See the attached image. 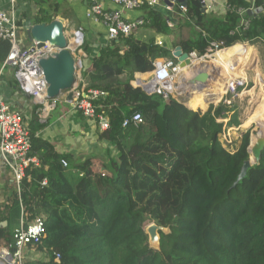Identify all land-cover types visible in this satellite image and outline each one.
I'll return each mask as SVG.
<instances>
[{"label":"trees","instance_id":"16d2710c","mask_svg":"<svg viewBox=\"0 0 264 264\" xmlns=\"http://www.w3.org/2000/svg\"><path fill=\"white\" fill-rule=\"evenodd\" d=\"M34 1L40 6L34 23L54 21L56 13L46 12L43 4L54 2L56 12L60 3ZM186 3L184 18L202 32L180 43L184 51L203 56L236 44H264L259 32L264 13L249 16L248 0H227L223 16L202 14L200 0ZM256 4L264 6L263 0ZM143 9L146 27L170 32L169 19L159 9ZM175 12H182L180 5ZM9 49L8 42L0 43V64ZM88 49L85 40L81 50L88 55ZM100 53L82 77L86 89L105 93L92 104L97 121L102 116L109 123L108 129L97 130L98 140L109 148L104 155L78 158L58 152L40 136L47 123L40 121L41 110L33 109L30 155L38 164L25 171L20 190L13 182L4 193L0 247L14 238L22 221L42 217L45 235L28 247L44 258L24 264H264V151L261 162L233 186L251 156L250 131L224 146V131L240 122L236 112L226 125L218 119L235 110L222 102L205 113L193 111L172 95L133 86L136 74L153 72L158 59L177 61L173 49L155 39L120 35ZM136 112L144 122L124 126ZM152 222L170 228L169 234L160 232V250L149 246L144 231Z\"/></svg>","mask_w":264,"mask_h":264},{"label":"built area","instance_id":"2783aa9c","mask_svg":"<svg viewBox=\"0 0 264 264\" xmlns=\"http://www.w3.org/2000/svg\"><path fill=\"white\" fill-rule=\"evenodd\" d=\"M10 1L12 5H14L16 2L22 0ZM200 1L207 6L209 0ZM112 2L118 9L107 10L104 6V0H89L90 6L87 11L88 18L96 23L102 22L104 24L106 28V39L109 43L118 39L120 35L129 36L135 34L138 27L144 24V20H126L123 17L124 10L134 11L145 7L157 8L161 5V0H112ZM254 5L255 4H253V6ZM180 8L183 13L187 12L186 6L180 5ZM238 11L242 16L246 13L243 9H239ZM241 24L246 27L249 21L243 19ZM19 30L20 26L15 9H0V43L8 42L10 45L6 59L0 64V161L12 174L13 182L16 184L18 190H20L25 171L31 164L37 165L38 160L36 157L30 155L32 139L26 112L14 108L11 103L6 100L2 92L1 83L5 70L8 67L13 69L19 92L29 97L31 110H33V106H36V108H38L37 110H41L42 116L45 119L51 110L55 108L57 102V100L46 99L48 84L39 65V60L41 58H48L55 48L48 43L41 48L35 47L33 50L32 46L24 47L20 44ZM66 34L70 40L71 34L68 30H66ZM74 39L77 40V46L72 49L78 61L80 72L76 87L80 88L82 93H78L77 99L74 101L72 98L71 102L86 118L95 120L100 130L108 129L109 123L105 118L99 116L97 121V116L92 104V100L99 96H103L105 93L97 89H86L87 85L83 81L82 72L85 70L83 61L81 60L82 56L85 55L81 50L85 42L83 31L76 30L74 32ZM190 54L193 60L199 57L196 51L190 52ZM180 71L177 61L173 59H163L162 62L159 61L155 63L152 79L146 84L143 83V85H149L151 83L155 85L151 94L158 93L167 98L169 95L173 96L175 92L178 96H181L182 92L179 90V84L173 82V91L168 86V83L173 81L176 74ZM138 85L140 86L142 83ZM143 122L144 118L142 114L136 112L125 120L124 126L133 124L135 127H138ZM62 162L64 166H67V160H63ZM43 184H46V180ZM44 235L45 225L42 217H38L28 224L22 221L14 238L2 244L0 257L7 258L5 259L6 264H24V253L28 245L39 240Z\"/></svg>","mask_w":264,"mask_h":264},{"label":"crops","instance_id":"0c3cea01","mask_svg":"<svg viewBox=\"0 0 264 264\" xmlns=\"http://www.w3.org/2000/svg\"><path fill=\"white\" fill-rule=\"evenodd\" d=\"M57 1L58 3H60L58 11L49 12L46 9V12H49L50 14L56 13V17H60L59 15L61 13H64L65 15H63L67 16V18L64 17L66 23L70 25L68 22L69 17L71 18V23L73 24V26L74 23L72 18L74 16H78L79 24L77 25V27H75V29L83 31L86 41L89 44L88 55L85 54L84 56L87 57L86 68L91 69L93 57L98 55L102 46L109 43L106 39V33L104 29L102 31V28H105V26L102 22L96 23L92 19L87 17V11L90 6L89 0H63V3H61L59 0ZM248 1L250 2V8L253 7L252 9H254L258 7L256 4L257 0ZM253 4L255 5L253 6ZM43 5L46 8V4ZM179 5L180 4H176L173 8H171L161 1V5L157 7L162 12V14L169 19L170 32L168 34L158 33L154 29L146 27L147 12L145 9L136 11L124 10L123 17L129 21L144 20V24L138 27L134 34L137 38L143 41L155 39L158 44L169 46L174 50V48L176 46H179L183 40L190 39H183L179 42V44H175L174 47L172 45L174 43L175 37L173 28L177 27V25H179V22L181 23V19L179 16L180 12H175V8ZM104 6L107 10L118 9V7L112 2V0H104ZM259 7H263V11L261 13H264V6L260 5ZM12 8L15 9L18 22H21V25H19L20 44L24 47H30L32 45L27 36L26 27L30 22H35V18L39 14L40 6L34 0H22L16 2L14 5H12L10 0H0V9L11 10ZM228 11L229 8L227 5V0H209L206 9L202 8V14L207 15L213 14L217 16H223L227 14ZM80 16H84L89 20V23L91 24H88V27H84L80 20ZM183 19V22L185 23H182V25H186V29L193 28V30L195 31V37L191 38L194 39L201 35V27L198 26L194 20H187L186 18ZM97 24L102 28H96L95 25ZM259 32L264 35L263 28H260ZM76 45L77 41L71 42V48L76 47ZM81 60L83 61V58ZM159 61L162 62L163 58L160 60L158 59V62ZM152 77L153 72L137 73L136 79L134 80L135 82L133 81L132 85L138 87V84L140 83L146 84L152 79ZM171 83L172 81L169 83V85ZM1 89L6 100L11 103L14 108L24 110L27 114V120H29L30 114L33 111L31 110V102L28 96L23 95L19 92L13 74V69L7 68L5 70L3 81L1 83ZM78 93H82V90L75 87L73 91L74 101L77 99ZM40 121L47 123L46 127L40 132V136L52 142L60 153H70L75 158H78L85 157L91 154L104 155L105 153H98V151L100 152V146H102V148H105L104 150H107L109 148V144L107 141L98 140V126L96 121L86 118L81 111L77 110L68 95H64L57 100L55 108L51 110L46 119L42 116L41 112ZM11 184H13L12 174L0 161V202L5 200V194L9 190Z\"/></svg>","mask_w":264,"mask_h":264},{"label":"water","instance_id":"95a60500","mask_svg":"<svg viewBox=\"0 0 264 264\" xmlns=\"http://www.w3.org/2000/svg\"><path fill=\"white\" fill-rule=\"evenodd\" d=\"M171 8L176 4L187 6L186 0H161ZM203 9L206 6L202 4ZM263 11V7L249 9V16H255ZM27 36L32 45V50L37 47L41 48L46 43L54 47L55 50L48 58H41L39 65L43 71L45 80L48 84L46 99L58 100L64 95H68L70 99L73 98L74 88L79 81V66L78 61L74 55L73 49L70 47V40L66 34V21L61 17H56L51 23H34L30 22L26 27ZM100 52L98 56H100ZM173 57L177 59L180 70L190 68L191 71L184 76L179 90L183 92L185 89V96H193L194 92L206 93L205 102L207 108L203 110L205 113L209 109V104L214 102L217 94L213 91L214 85L219 75V70L211 65H204L202 67H193V58L189 52L183 50L182 46H176L173 50ZM264 74V73H263ZM219 75V76H218ZM139 86V85H138ZM148 94H151L155 85H140ZM185 87V88H184ZM224 97L222 95L221 99ZM190 110L197 111L188 106ZM198 109V108H197ZM251 142L248 148L250 158L246 160L241 168L238 179L234 183L235 186L240 180L246 177L249 168L261 162L262 153L264 151V136L258 135L257 140ZM2 225H6L3 222ZM145 234L148 236L149 246L155 250L161 249V234L170 233L169 227L158 225L156 222L148 224L145 228Z\"/></svg>","mask_w":264,"mask_h":264},{"label":"rangeland","instance_id":"374dc122","mask_svg":"<svg viewBox=\"0 0 264 264\" xmlns=\"http://www.w3.org/2000/svg\"><path fill=\"white\" fill-rule=\"evenodd\" d=\"M61 3H63L62 1L63 0H59ZM46 8L49 12L53 11L54 9V2H49V3H46ZM140 10V9H139ZM136 11V10H134ZM64 14V13H63ZM62 13L59 15L61 18L64 19V17L67 18V16H64ZM67 14V13H66ZM179 16H180V19H181V23L179 22V25H177V27L173 28L174 32H175V37H174V43L172 44L173 47L175 46V44H179V42L183 39H187V38H191V37H195L194 36V30L193 28H185L186 25H182V23H185L183 22L184 21V13L180 12L179 13ZM70 20V21H69ZM73 20V23H74V26L73 24L71 23V18L68 17V22L70 25H68L67 23V28L66 30H68V32L71 34L70 36V47H71V42H74L75 39H74V32L77 30L75 29V27H77V25L79 24L78 22V16H74L72 18ZM80 20L82 22V25L84 27H88V24H91L89 23V20L86 19L84 16H80ZM171 21V20H170ZM176 26V25H175ZM96 28H100L101 26L100 25H95ZM102 28V27H101ZM105 31L106 33V28H102V31ZM86 40V38H85ZM89 45V44H88ZM242 48L246 51V53L248 55H257L258 57V62L256 63V66H259V70L262 71L263 73V68H264V44H258V45H250V44H242ZM228 48H225V49H221V50H217V51H214V52H209L203 56H199L197 59L193 60V67L192 68H197V67H202L204 65H211L215 68H217L219 70V77L217 78V80L215 81L214 85L216 83H219V82H222L223 81V75H222V71H223V68L220 67V65L218 63H216L217 61V58L219 57L218 56V53L219 52H222V51H225L227 50ZM83 66L84 68H86V64H87V57L83 56ZM160 60V59H159ZM196 61H199V63H197ZM227 61V60H225ZM158 62V60L156 61ZM8 68H11V67H8ZM12 69V68H11ZM245 69L247 70V80L238 85L235 90H232V91H228L224 94V97L218 101H214L213 103L209 104V106L213 105V106H218L219 104H221L222 102L226 103V104H229V106H231L235 111H233L232 113H229L228 115V118L227 119H222V118H219L218 121L219 122H224V124L226 125L227 122L229 121V118L230 116L236 112V115H237V119L238 121L240 122V125L237 126V127H227V129L224 131L223 133V143H224V146L225 147H228V144H230L231 142L233 141H236L238 139L241 138V135L242 133L246 132V131H250L251 134L253 135V133H255L256 131L260 130L261 127L255 125V124H252L250 127H244V121L247 119L249 113L254 109V107L256 106V103L258 102V98H260V95L262 93H264V88L263 86L260 88V87H257L255 86L254 82L252 81L253 80V76L255 75V69H257L255 67V63L251 64L249 62V64H246L245 66ZM187 71L185 72H178L176 74V76L174 77V80L173 82L179 84H182V80L185 76V73H189L191 71V69H185ZM222 75V76H221ZM264 76V74H263ZM150 78V77H148ZM135 82V81H134ZM213 85V86H214ZM212 86V89H214V87ZM227 83L224 87V89L222 90L225 91V88H227ZM185 88V87H184ZM263 88V89H262ZM217 93L219 89H214ZM203 93V92H201ZM173 96L174 98H176L177 100L179 101H182L186 104H189L191 106V103L193 104H196V106H194L193 108H197V107H200L198 108V110L202 111V108L201 107H204L206 105L203 104L201 105L200 104V100H190V96H185V89L183 90V92L181 93V96H178L175 92L173 93ZM258 97V98H256ZM255 98V99H254ZM192 99V98H191ZM216 99V98H214ZM255 101H254V100ZM257 100V101H256ZM190 101V103H189ZM252 101V102H251ZM252 106V107H251ZM204 107V108H206ZM36 106H33V109H35ZM225 128V127H224ZM96 146H99V145H96ZM101 148H99L100 152L98 151L99 154H103L105 153V148H102V146H100ZM98 148V147H97ZM1 248L0 247V252H1ZM24 263L26 262V260H31V259H43L44 258V253L40 252V251H37V250H31L29 249V247H27V249L25 250V253H24ZM5 259L7 258H1L0 257V264H6L5 263Z\"/></svg>","mask_w":264,"mask_h":264},{"label":"bare ground","instance_id":"6f19581e","mask_svg":"<svg viewBox=\"0 0 264 264\" xmlns=\"http://www.w3.org/2000/svg\"><path fill=\"white\" fill-rule=\"evenodd\" d=\"M77 40H75L74 42H76ZM77 46V45H76ZM218 58H217V62L220 67L223 68L222 71V82L216 83L213 87L214 89H219L217 93L214 89L213 91L217 94V96L215 97L216 99H214V101H218L221 99L222 95L225 94L228 91H232L235 90V88L244 83L247 80V70L245 69L246 64H249V62L251 64L255 63V67L257 69H255V75L253 76V82L255 84V86L257 87H262L264 88V76L261 70H259V66H256V63L258 62V57L257 55H248L246 53V51L242 48V44H236L233 47L228 48L225 51L219 52L218 53ZM227 60V61H225ZM197 63H199V61H196ZM189 69L190 68H186ZM185 69L181 70V72H184ZM187 75V74H185ZM170 83V82H169ZM168 86L169 88L173 91L174 90V83L172 81V83ZM227 83V88H225V91L222 92V90L224 89L225 85ZM262 88V89H263ZM205 96L206 93H200V92H194L193 96L190 98V100H200V104L203 105L205 104ZM258 98V97H256ZM255 99V98H254ZM253 99V100H254ZM255 101V100H254ZM257 101V100H256ZM252 102V101H251ZM188 106H190L189 104H187ZM207 105V104H206ZM194 106H196V104L191 103V108L194 110H198L197 108H193ZM206 107V106H204ZM252 107V106H251ZM202 108V111L206 108ZM255 122H260L262 123V127L260 128V130L256 131L255 133H253L252 135V142L254 143L257 140V136L258 135H263L264 136V93H262L260 95V98H258V102L256 103V106L254 107V109L249 113L247 119L244 121V127H250L252 123ZM4 259V258H3Z\"/></svg>","mask_w":264,"mask_h":264},{"label":"clouds","instance_id":"9594fccd","mask_svg":"<svg viewBox=\"0 0 264 264\" xmlns=\"http://www.w3.org/2000/svg\"><path fill=\"white\" fill-rule=\"evenodd\" d=\"M249 10V9H248Z\"/></svg>","mask_w":264,"mask_h":264}]
</instances>
